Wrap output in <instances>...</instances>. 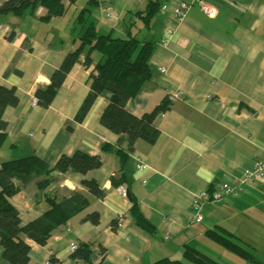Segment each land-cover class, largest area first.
Returning <instances> with one entry per match:
<instances>
[{
  "label": "crops",
  "instance_id": "1",
  "mask_svg": "<svg viewBox=\"0 0 264 264\" xmlns=\"http://www.w3.org/2000/svg\"><path fill=\"white\" fill-rule=\"evenodd\" d=\"M87 1L78 0L64 16L48 21L40 20L45 13L41 7L28 8L21 17L0 15V84L14 87L18 97L17 106L4 114L8 126L0 164L34 155L53 166L61 155L76 151L100 155L103 161L86 175L66 173L59 178L62 191H80L89 205L56 228L45 246L26 240L30 261L88 264L72 259L70 249L88 244L95 253L99 248L105 251L91 264H151L172 255L181 258L191 243H214L208 230L220 227L235 236V231L245 229V216L260 221L264 179L246 185L238 196L203 203L201 221L195 220L193 201L203 191H216L224 181L241 178L243 169L264 155V0H157L159 10L148 25L132 14L153 0ZM182 3L188 5L185 15L175 19L173 11ZM83 7L89 10L80 25L75 17ZM129 22L137 25L131 27L139 38L154 42V49L151 78L126 108L140 116L166 100L171 106L156 121L159 136L154 144L139 141L127 156V184L115 187L110 178H118L120 168L118 137L99 123L106 98H96L82 122L74 119L90 91L88 76L94 66L76 63L48 109L36 104L34 91L49 83L88 24L99 35L123 38ZM166 29L172 34L163 44ZM92 56L95 63L99 54ZM103 145L109 146L106 151ZM83 179L96 181L103 198H90ZM121 187L126 197L119 194ZM37 193L30 186L12 197L23 226L43 213L42 203L34 205ZM133 202L154 234L135 224L130 214ZM93 211L99 213V223H83ZM117 219L114 230L111 222ZM2 254L0 246V264H8Z\"/></svg>",
  "mask_w": 264,
  "mask_h": 264
},
{
  "label": "trees",
  "instance_id": "2",
  "mask_svg": "<svg viewBox=\"0 0 264 264\" xmlns=\"http://www.w3.org/2000/svg\"><path fill=\"white\" fill-rule=\"evenodd\" d=\"M77 2L78 0H7L0 5V15L12 14L21 17L28 8L33 10L41 7L45 13L40 20L48 21L54 17L64 16L68 8ZM93 2V0H88L86 3L91 5ZM88 10L87 7H83L76 15L75 22L84 25V13ZM158 10V1L153 0L147 4L145 10L132 14V17H137L148 25ZM131 26L137 25L129 22L123 38H112L109 34L99 35L93 24H88L79 38L77 48L65 55L60 66L51 75L49 83L37 86L34 91L36 104L43 109H48L58 89L76 63L81 62L85 68L94 66L88 76L90 91L74 119L77 123L82 122L96 98L99 96L106 98L107 103L102 110L99 123L118 137L117 154L120 168L117 172L118 178L115 175L110 178L111 184L115 187L127 184L123 171L127 156L134 152L135 145L139 141L148 146L154 144L159 136L156 121L171 106V102L166 100L140 116L131 114L126 108L127 102L136 96L151 78L149 61L154 49V42L139 38L137 32H132ZM13 36L14 34L11 33L8 39ZM94 52L99 54L95 63L92 56ZM17 104L16 89L6 88L0 84V147L7 135L8 124L4 119L5 111L8 107H15ZM108 147V145H103L102 151H106ZM102 162L100 155L92 156L80 151L72 155H61L53 166L34 155L2 162L0 164L2 259L8 264H35L30 261V246L26 240H31L39 246H45L56 228L67 223L89 205L88 197L80 191H62L58 185L59 178L66 173L86 175L89 171L100 168ZM30 186H34L38 192V199L34 205L42 203L45 208L39 217L23 226L18 209L12 203V197L23 190H28ZM82 186L90 198L96 200L103 198L104 193L96 181L83 179ZM130 214L139 228L149 234H154L152 225L141 214L134 202ZM81 221L96 226L99 223V213L90 212ZM118 221V219L112 221L110 227L116 230ZM206 235L211 241L238 257L253 264H260L254 256L238 244L237 238L228 231L218 227V229L208 230ZM97 252L95 253L88 244H82L72 251L71 258L84 260L91 264L94 260L103 257L105 253L102 248H99ZM182 258L183 260L164 257L151 264H219L190 246H185ZM50 262H55V260L52 259Z\"/></svg>",
  "mask_w": 264,
  "mask_h": 264
},
{
  "label": "built area",
  "instance_id": "3",
  "mask_svg": "<svg viewBox=\"0 0 264 264\" xmlns=\"http://www.w3.org/2000/svg\"><path fill=\"white\" fill-rule=\"evenodd\" d=\"M187 6L188 5L186 3H182L178 8L174 9L173 14L175 19L181 20L184 17L185 10L188 8ZM201 9L209 16L213 15V13L208 7L202 6ZM171 34H172L171 29L164 30L161 42L163 44L167 43L169 36ZM161 72H164V70L162 69ZM263 179H264V155L261 159L255 160L248 167H245L243 169L241 178L224 181L219 185L216 191H211V192L203 191L202 193H200L199 196L196 197V199H194L193 201V208L196 211L195 220L196 221L202 220V215L200 211L203 203L208 201L209 202L222 201L227 196H238L239 194L244 192L246 185L251 184L253 182L262 181ZM118 191L122 197L127 196L126 189L121 187L118 189ZM70 249L73 251L76 249V246L71 245ZM45 264H51V263L48 261Z\"/></svg>",
  "mask_w": 264,
  "mask_h": 264
},
{
  "label": "rangeland",
  "instance_id": "4",
  "mask_svg": "<svg viewBox=\"0 0 264 264\" xmlns=\"http://www.w3.org/2000/svg\"><path fill=\"white\" fill-rule=\"evenodd\" d=\"M258 215L260 216L257 217H260L261 220L256 222L252 221L253 216H245L244 221L246 227L245 229L241 228V231H235V236H237L238 244L254 256L257 262L264 264V216H261V214ZM190 246L206 254L219 264H253L216 243H191ZM172 256V258H175L174 255ZM178 259L183 260L182 257Z\"/></svg>",
  "mask_w": 264,
  "mask_h": 264
}]
</instances>
